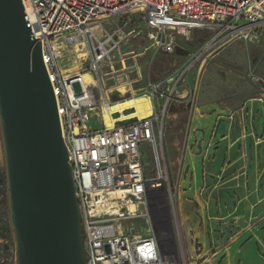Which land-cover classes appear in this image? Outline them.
<instances>
[{"label":"built area","instance_id":"1","mask_svg":"<svg viewBox=\"0 0 264 264\" xmlns=\"http://www.w3.org/2000/svg\"><path fill=\"white\" fill-rule=\"evenodd\" d=\"M21 2L54 93L87 264H180L184 225L177 217V182L165 189L166 215L159 193L150 197L157 227L169 221L172 239L163 229L155 234L150 223L146 189L164 180L159 120L170 108L191 112L209 59L235 41L264 35V0ZM75 45L86 55L70 73L60 62L74 57ZM141 95L150 102L148 116L119 119L121 112H113V127H105L111 103ZM143 143L158 162L150 176Z\"/></svg>","mask_w":264,"mask_h":264},{"label":"rangeland","instance_id":"2","mask_svg":"<svg viewBox=\"0 0 264 264\" xmlns=\"http://www.w3.org/2000/svg\"><path fill=\"white\" fill-rule=\"evenodd\" d=\"M237 45L245 63L240 74L264 90V35ZM60 63L71 66L66 57ZM72 88L81 90L77 82ZM256 89L240 105L219 107L205 126L196 125L188 107L170 108L159 120L160 186L177 182V217L184 225L180 264H242L240 249L257 237L262 242L245 260L264 264V93ZM91 119L97 125V118ZM141 153L147 174L153 175L158 170L155 152L143 143ZM5 174L0 136V264H16Z\"/></svg>","mask_w":264,"mask_h":264},{"label":"water","instance_id":"3","mask_svg":"<svg viewBox=\"0 0 264 264\" xmlns=\"http://www.w3.org/2000/svg\"><path fill=\"white\" fill-rule=\"evenodd\" d=\"M0 136L16 264H87L55 97L21 0H0ZM159 190L166 215V191ZM152 192L148 185L152 229L172 239L169 221L157 227Z\"/></svg>","mask_w":264,"mask_h":264},{"label":"crops","instance_id":"4","mask_svg":"<svg viewBox=\"0 0 264 264\" xmlns=\"http://www.w3.org/2000/svg\"><path fill=\"white\" fill-rule=\"evenodd\" d=\"M241 41L231 43L223 53L208 60L196 101L191 109V113L193 112L196 116L195 122L198 127L210 123L216 116L215 113L218 112L219 107L231 109L230 107L240 105L241 98L248 94L252 88L255 89L253 81L244 78L245 74H240V71L245 68V63L241 59L242 50L237 47ZM209 63L211 65L208 67ZM213 110H215L214 113ZM259 242H262V237L251 238L239 251L241 260L243 257L244 260L247 258L245 254L251 256L253 248ZM244 260H242V264H262L260 259L254 263L246 262L247 259L244 262Z\"/></svg>","mask_w":264,"mask_h":264},{"label":"bare ground","instance_id":"5","mask_svg":"<svg viewBox=\"0 0 264 264\" xmlns=\"http://www.w3.org/2000/svg\"><path fill=\"white\" fill-rule=\"evenodd\" d=\"M74 51H72L74 54V57L70 60L71 66H68L66 71H74L77 72V69L79 67L80 61L85 57L86 52L82 47H79L78 45L74 46ZM62 60V59H61ZM82 78L84 81H87L88 77L86 74L82 75ZM111 95H115L112 93ZM126 109H133V111L127 115L124 114V110ZM121 112V116L119 119H126L130 117H138L143 118L150 114V102L149 100L144 96H131V97H125L122 100H117L113 103H111L108 107V110L106 113H104L103 119L104 124L107 129L112 128L114 125V119L110 117V113L113 112ZM161 183H157L155 186H157L155 189L157 192H159Z\"/></svg>","mask_w":264,"mask_h":264},{"label":"flooded vegetation","instance_id":"6","mask_svg":"<svg viewBox=\"0 0 264 264\" xmlns=\"http://www.w3.org/2000/svg\"><path fill=\"white\" fill-rule=\"evenodd\" d=\"M225 50H226V49H225ZM225 50H224V51H225ZM224 51H222L221 53H223ZM221 53H220V54H221ZM218 55H219V54H218ZM254 87H255V89L257 88V89H256L257 91H259V89H260V90H263V89L258 88V87H256V86H254ZM260 92H261V91H260Z\"/></svg>","mask_w":264,"mask_h":264}]
</instances>
